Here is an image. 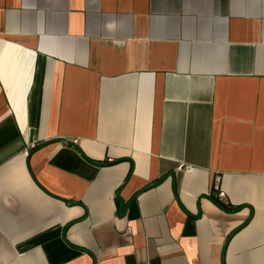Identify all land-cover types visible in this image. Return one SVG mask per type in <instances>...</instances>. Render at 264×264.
<instances>
[{
  "label": "crops",
  "instance_id": "crops-1",
  "mask_svg": "<svg viewBox=\"0 0 264 264\" xmlns=\"http://www.w3.org/2000/svg\"><path fill=\"white\" fill-rule=\"evenodd\" d=\"M0 264H264V0H0Z\"/></svg>",
  "mask_w": 264,
  "mask_h": 264
},
{
  "label": "water",
  "instance_id": "water-1",
  "mask_svg": "<svg viewBox=\"0 0 264 264\" xmlns=\"http://www.w3.org/2000/svg\"><path fill=\"white\" fill-rule=\"evenodd\" d=\"M68 143L72 144L71 141H69ZM172 173H173L172 171L169 172L170 175H172ZM163 178H164V176L160 177V178L157 179L154 183L148 185L147 187H144L143 189L137 191V192L135 193L134 197L137 196L140 192H142V191H144V190H146V189H148V188H150V187H153V186L157 185L158 183H160V181H161Z\"/></svg>",
  "mask_w": 264,
  "mask_h": 264
},
{
  "label": "built area",
  "instance_id": "built-area-1",
  "mask_svg": "<svg viewBox=\"0 0 264 264\" xmlns=\"http://www.w3.org/2000/svg\"><path fill=\"white\" fill-rule=\"evenodd\" d=\"M30 146L33 147L34 144L32 143ZM24 153H25V154L27 153V149L24 150ZM217 196H218L219 198L224 197V192H223V191H219V192L217 193Z\"/></svg>",
  "mask_w": 264,
  "mask_h": 264
},
{
  "label": "trees",
  "instance_id": "trees-1",
  "mask_svg": "<svg viewBox=\"0 0 264 264\" xmlns=\"http://www.w3.org/2000/svg\"><path fill=\"white\" fill-rule=\"evenodd\" d=\"M220 203V202H219ZM221 204V203H220ZM222 205V204H221ZM224 205V204H223Z\"/></svg>",
  "mask_w": 264,
  "mask_h": 264
}]
</instances>
